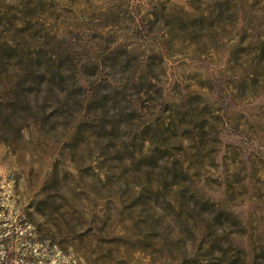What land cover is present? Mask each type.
I'll return each mask as SVG.
<instances>
[{
  "label": "rangeland",
  "instance_id": "obj_1",
  "mask_svg": "<svg viewBox=\"0 0 264 264\" xmlns=\"http://www.w3.org/2000/svg\"><path fill=\"white\" fill-rule=\"evenodd\" d=\"M0 264H264V0H0Z\"/></svg>",
  "mask_w": 264,
  "mask_h": 264
},
{
  "label": "trees",
  "instance_id": "obj_2",
  "mask_svg": "<svg viewBox=\"0 0 264 264\" xmlns=\"http://www.w3.org/2000/svg\"><path fill=\"white\" fill-rule=\"evenodd\" d=\"M35 232H36V231H35ZM34 239H37V240H38L39 238H38V237H36V238H34Z\"/></svg>",
  "mask_w": 264,
  "mask_h": 264
}]
</instances>
